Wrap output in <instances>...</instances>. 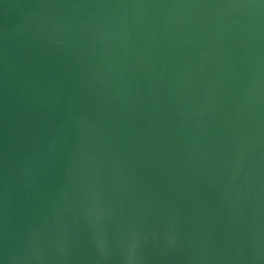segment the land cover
Masks as SVG:
<instances>
[{"label": "water", "instance_id": "1", "mask_svg": "<svg viewBox=\"0 0 264 264\" xmlns=\"http://www.w3.org/2000/svg\"><path fill=\"white\" fill-rule=\"evenodd\" d=\"M0 264H264V0H0Z\"/></svg>", "mask_w": 264, "mask_h": 264}]
</instances>
